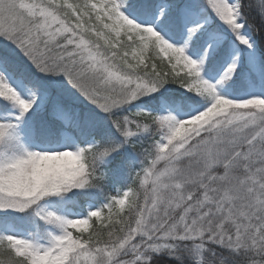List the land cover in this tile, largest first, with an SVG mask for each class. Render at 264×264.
<instances>
[{
  "label": "snow or ice",
  "instance_id": "snow-or-ice-1",
  "mask_svg": "<svg viewBox=\"0 0 264 264\" xmlns=\"http://www.w3.org/2000/svg\"><path fill=\"white\" fill-rule=\"evenodd\" d=\"M0 264H264V0H0Z\"/></svg>",
  "mask_w": 264,
  "mask_h": 264
}]
</instances>
